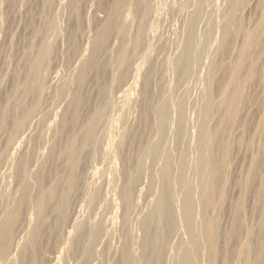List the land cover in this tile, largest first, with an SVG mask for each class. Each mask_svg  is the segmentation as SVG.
Instances as JSON below:
<instances>
[{"label": "bare ground", "instance_id": "obj_1", "mask_svg": "<svg viewBox=\"0 0 264 264\" xmlns=\"http://www.w3.org/2000/svg\"><path fill=\"white\" fill-rule=\"evenodd\" d=\"M58 1L60 2L61 0H58ZM81 1H83V0H68L67 2L64 3L65 4L64 6L67 5V7H68V8L65 7V9L67 8L66 11L67 10L70 11V13H68V14H71V15H69V16H71L69 21H71V20L75 21L74 23H77V24H79V22H80L79 18H80L81 13L79 10V7H80L79 3ZM45 2H44L45 3L44 5H46L47 7H50L52 4H54V2L57 3L56 0H46ZM112 2H113V5H112L111 11H110V13H111L110 19L107 22L104 21L106 23L101 28L99 26L100 29L98 28L99 30L97 29V31L92 34V35H94V36H92V38L90 35V38L92 40H89V41H91L89 43V45H90L89 51L90 52H87V53H90L89 56L84 55L86 57L81 56L82 57L81 59L78 58L80 53L83 54L82 49H81L82 51L80 50V52H79L80 47H78V46L80 45V43H79V45H77V43L79 41L77 40V38L73 37V34L71 35V33H70L71 36L69 37V39L66 37V39H68V42H70L69 44L71 46V49H70V54H69L68 58L66 57V54L65 55L63 54V56H65L67 59L64 58L62 62H64V60H68V61L74 60L75 61V59L77 60V58H78V59H80V63L77 64V65H79V67L77 68V66H76L77 71H76V73H74V70L72 71L73 67L70 64L71 63L70 62L69 64L71 65L72 68L70 67L71 69H67V70H70L72 73L75 74V75L73 74L74 77L70 76V77H72V80L66 79L67 81H70V82H67V81L65 82L62 79V81L64 83L61 81L62 84L59 83L60 85H58V84H57L58 86L55 85L56 86V87L54 86L55 90L53 88L51 90L52 93L55 91L54 95L57 96V99L67 101L66 98L65 99H63V98L65 96H68V94H69V96H68L69 99H68V102L65 103V106H64L65 108L63 107L64 111H60V113L62 112L61 114L59 113L60 117H59V115L58 116L55 115V116L59 117L58 118L59 120L55 121V124H54V126L53 125L51 126V129L48 127V129L51 130V133H52V134H50V133L49 134L53 136V138L50 137V140L52 142L48 139V141H50L51 143L49 145L47 144V147H48V148L46 147L47 149L45 148L47 150V153L44 152L46 154L43 155L42 159H40V158L37 159L40 161H38L36 166L33 165V164H35V163H33V161L36 160V159L34 160L33 158L34 157L36 158V156H35L36 154L35 155L33 154V157H31L32 154L30 156L29 152H31V150H32V153H33V151H34L33 149L34 148L39 149L40 146L45 147L44 146V144H45L44 140H47L46 139L47 136L45 138H43V137H44V135H46V131L44 133L43 129H45V128L42 129V128H40V126L42 127V125H43V127H44V124L47 121L52 120L50 118V116L48 115V113L46 111L44 112L42 110V103H43V96H45L46 92L47 91H48L47 93L51 92L50 90H48V87L50 85L48 86L47 81H49L48 78L51 77L50 72H51L52 56L54 54V49H55V52L57 51L56 49L58 48L57 47L58 45L54 46V44L52 43L53 41L52 40L49 41L48 37H50V34H51V33H49L50 31L52 32V31H54V29H55V32H57V30L59 31L58 25H57V22L59 20L57 18L56 19L58 21L55 19L56 16L53 17V19H55L57 21V22H55V24L53 22V19L51 20L50 18L48 19L46 17L48 20L47 21V30L46 31L41 30V31L36 32L35 36L40 37V42H37L36 40H34L31 43L30 54L33 55V57H31V56L30 57L32 59L29 57L28 58L30 60L28 58H25V57H24V59H22L23 60L22 61L23 62L22 67H23L24 73L27 77V82L25 81L26 83L17 84L15 86V90L17 91L18 97L16 96V98H13V99L8 101L6 109L1 113V116H0V135H4L6 138V140L4 139L5 140L4 145L2 146L0 144V173L3 171V169L7 168V171H8V169L10 168L9 171H11V174L13 173L14 177L16 178L15 179L13 177L14 180H17L16 181L17 186L15 183L16 187H14V189L12 187H10V189H13V190H11V191L8 190L9 192L3 190V192H5V200L4 199L1 200L2 195L0 194V197H1L0 200L2 202H5V205L4 204L2 205L0 203L2 206L5 207V208L2 207V209L4 208V210H2V213H1L2 218H0V220H1L0 221V264H41V257H42L41 252L43 251L42 248H43L45 241H47L48 239L51 240V238L56 236V234H57V236L59 235V237H60L62 230L65 229V226H66V224H68V221H69V215H70L72 203H73L72 199H74V196L76 194H79V190L81 191V183H80L79 179L76 177V172L79 168H82L80 166L82 163V158L84 157L83 155L86 152H89V154H90L89 156L91 159V160L90 159L89 160H90V163H92V161H95V162L98 161L97 159H99L102 155H104L103 152L113 154L115 150L113 148L114 151H112V149L110 147H107L106 149H104V150L102 149V151H100V147L102 145L101 141L104 139L105 141H108L109 144H111V147L117 146V147H115L116 148V155L120 156V158L122 156V152L124 150L122 151L120 149V146H122V144L124 142L121 141L122 144H120V143L116 144V143H114L116 141L113 142V139L111 137L108 138V136H110V135H106L107 134L106 132L108 131L107 127H110V126L113 127V125H110L111 124L110 119H107V120H110V122H107L105 120H106L107 116L109 115L108 114L109 111L112 110L111 108H112L113 102H114L113 98L115 96L114 93H116L117 90H120L121 86L124 85L125 83L132 82V80L135 81V79H132V76H131V72L134 70V68L131 71V69H130L131 68V60H130L131 56L129 57V55L135 56L139 52H137L135 55L131 54L132 52L129 54V48H130V51L132 50L131 48H133V50L135 49L134 50V52H135L136 49H138L140 47L141 41H139V39L135 38L134 35H136L137 34L136 32L142 30V28H144V27H142L141 29L138 27L137 29H140V30L134 31L136 34L133 32L134 33V35H133L132 31L129 29L130 26L128 23H130V22H128V20H126L125 18H127L128 16H131L134 21H137L135 23H137L136 26H138V24H139L138 18L141 17V16L139 17V14L142 11H144V14L146 13L147 9H149V7L151 6L150 5L151 0H113ZM227 2H228V0H227ZM172 3L170 5L171 7H172ZM57 4L58 5H56V6H60V7L63 5L62 3H61L62 5H59L60 3H57ZM173 4L175 5L176 3H173ZM249 4H250L249 0H234V2L231 3V5L227 3V5H230V6H228V12L225 11V10H227L226 8L224 10V12L227 13V15L223 14L224 16L226 15V17H224L225 19L223 18L224 23H223L222 28L220 30V34H218L219 35L218 42H216L217 43V51L216 52L218 53V57H220V56L225 57L226 53L227 52L229 53V49L233 48V43L238 39H241V41H240L241 46L237 51L236 58L234 59L232 64H230V66H228L227 64H224L223 62H220V63L217 62L216 64L212 63L208 66V74H207L208 78L207 79L209 82V90H210V86L213 88L215 86L218 87L220 89L219 90L220 91V97L217 101L213 102V100H212L213 103L208 104L209 100H210V92L208 90L201 112L199 110H197L200 112V114L198 117V119H199L198 125L196 126V129H194V130H196L195 134H194L195 140L193 139V141H194V146H193L194 149L193 150H194V153H195L194 155L196 158V160L194 161L195 167L193 169V174L196 177V182H195V185L193 186L194 188H190L186 191L182 190V192H178L179 189L176 190V188H175V185L180 186L178 188H181V187L184 188L188 184V178H187L188 177L187 172H189V170H188L189 169V163H188V159H187L188 155L186 156L184 153L181 152L182 154L180 153L181 155L179 157L174 158L172 156V154L170 153V151H168L169 149L168 150L164 149V146L162 149V147L156 141H155L156 143H149V142L143 143L145 140L140 142L139 139L142 136L138 139L139 140L138 141L139 142V147H138L139 148V154H138L137 161L133 167L135 170V172H134L135 175L133 177L127 176L126 178H124V180L122 179L123 180V181L121 180L122 186H120V188H119V183L117 184V186L119 188V189L117 188L118 189L117 198H118V200H120L121 205H123V207H124V211L126 212V213L124 212L125 215L129 218L132 215V210L136 204L135 203V198L137 195L136 191H137L138 186H139L141 179L143 177V172L146 169L145 165L143 163V159L149 158L150 161L156 163V165L158 164V161L163 162L161 168L159 167V169H155V170L152 168L153 171L151 170L152 172H150L151 176H150V180L148 182L149 186L146 189L147 192L141 191V193L146 192L148 194L150 193V195L153 194V196H154L153 191H156L157 197L155 196L156 199L155 198H154L155 200L153 199V201H154V202L152 201V204L154 203L153 205H151V203H149L153 207H151L150 210H148V212H145L146 214H144L141 217L140 221L138 220L139 223L136 225V230H138L141 233V239L139 238L138 240L142 241L141 247H140L141 249L138 250V252L140 251V254L138 256H136V258H137L136 260L138 263L142 262L141 264H158L160 262V260L162 259V257L165 255L167 248H169L168 247L169 242H170L169 240L172 239V238H170L171 235L176 230V228L179 227L183 231L182 235L184 236L185 241L182 240V244H179V242H178V245H177L178 247L176 249L177 253L174 254L175 263L173 262V264H217V260H218V256H219L218 255L219 254V246L218 245H219V241L221 239L220 234H219V227H220V225H219L220 219L219 218H220V213L221 212L224 213V211H222V209L224 208L223 206L226 202V194H225V191L223 190V188L225 187L224 185L228 180L227 176H226V169H228V167L226 168V165H227L226 163L230 160V158H228V157L230 156L231 152H233L232 151L233 150V143L232 142H231L232 144L229 142L224 143L223 142V136L228 135V137H229L230 136L229 132H231L233 129H235V126L238 123L239 117L241 116V113L243 111V106L246 105L244 103L247 101V95H248L247 90H248L249 86H251L252 84L255 85L254 82L256 81V79L259 75L263 76V77H261V79L264 78V0L262 3L263 5L261 4L262 5L261 7L263 9V10L261 9L263 11L262 12L263 15L261 14L262 20H261L260 24L255 28L256 30L254 29L255 31H253V32H252V30L249 31L244 27L245 24L243 25V21L241 19V17H242L241 15H243V12L247 10L246 8L248 7ZM81 5H83V4H81ZM87 5H88V3H87ZM170 6H169V8H171ZM47 7L45 9H48ZM50 8H49V10H50ZM169 8L167 9V10H170V11H168V12H170V13H168V18L171 17V16L169 17V14L172 13L171 12L172 8L171 9H169ZM63 9L61 8L60 11ZM172 10H175V8H173ZM127 11L129 14L127 16H125L126 15L125 13ZM85 13H87V12H85ZM211 13H213V12H211ZM56 14H58V13H56ZM59 14H60V12H59ZM142 14H143V12H142ZM173 14H175V13H173ZM151 15L152 14L150 12V16ZM201 15L202 14L199 11H196L191 15L190 23L188 24V27L186 29L187 31L184 34L185 38H184V41L182 42L183 45H182V48L180 50V53L178 54V59H175L176 61H173V64L175 62L176 63L170 67L171 70L168 68L171 71L170 74H172L174 76V80L176 79L174 84L176 83V81H177V84H178V81H181V82L185 81L186 83L187 82L190 83L191 80H192V83H193V80H194V83H197L199 81V80H197V82H195L196 81L195 79L197 78L196 73H195V77H193V74L195 71V70L193 71L194 66H195L193 64V60L197 61V65L202 64L203 57H205V56H203L204 55L203 53L206 54V50H204V47L206 46V43L208 44V42L210 43L212 41V38H213L212 36H213V34L216 33V30L214 28L212 29L213 26L211 28L208 27L209 29H207V30L205 29L206 30V31L204 30L205 32L204 31H202V32L198 31V27H199L198 25L201 22L200 19L203 18V17H201ZM60 17H61V15H60ZM81 17H82V15H81ZM147 17L149 18L148 14H147ZM66 18H69V17H66ZM140 20H143L142 17L139 19V21ZM143 21H144L143 24H145L146 22H149L148 20L146 22H145V20H143ZM203 21H205V20H203ZM208 21H210V20H208ZM214 21H215V19H214ZM90 22L91 21H89V23ZM166 22H167V20H166ZM212 22L213 21L211 19V23ZM60 23L62 24V21H60ZM89 23H88V25H89ZM217 23H218V21H217ZM134 24H132V26ZM60 26L62 27L64 25H59V27ZM66 26H68L67 23H66ZM80 26H82V25H80ZM159 26H163V25L160 24ZM209 26H210V23H209ZM69 27L70 26H68V28ZM79 28H82V27H79V25H78V30H79ZM90 28L91 27H89V29H88L89 32H90ZM146 28H148V27L145 26V29ZM132 29H133V27H132ZM154 29H158V28H154ZM71 30H73V29L71 28ZM213 30H215L214 33H213ZM66 31H68V30H66ZM130 31H131V33H130ZM142 31H141V33H142ZM46 32L49 33L48 37H47L48 34L46 35ZM84 32H86V31H84ZM114 32H116L117 35L119 34L118 37L120 36L122 39H124V41L125 40L128 41V44L126 43L127 45L125 47L123 46V48H122V46H120L122 49L120 48L121 50L119 52L116 51L117 52L116 54L115 53L113 54L112 47H111L112 51L109 50V48H108V45L110 44L109 40L112 39V38H110V36ZM199 32H201L202 34H199ZM57 33H59V32H57ZM57 33L55 35L58 36L59 34H57ZM144 34H145V32H144ZM60 35H62L61 29H60ZM117 35H115V36H117ZM157 35H159V34H157ZM199 35H202L201 38ZM141 36H143V35H141ZM62 37H63V35H62ZM50 39H51V37H50ZM85 39H86V37H85ZM160 39H158V40H160ZM168 39H169V37H168ZM213 39H215V38H213ZM140 40H143L142 37L140 38ZM172 40H173V38H172ZM172 40H171V42H172ZM54 41L56 42V40H54ZM145 41H147V40H145ZM202 41L204 43H200ZM87 43H85V46ZM141 44H142V42H141ZM146 44L147 43L142 44V45L144 46ZM158 44H159V42H158ZM200 44L204 47H202ZM203 44H205V45H203ZM147 45H149V44H147ZM151 46H152V44H151ZM156 46H157V42H156ZM167 47H165V48H167ZM201 47L203 49H201ZM83 48H84V46H83ZM256 48H258L259 51H261V53L259 55L257 53H256L257 55L254 53ZM205 49H207V48L205 47ZM230 51H232V49H230ZM57 56H58V54H57ZM59 56H60L59 58H61L62 55H59ZM76 56H78V57H76ZM72 58H75V59H72ZM135 58H137V56H135L134 58L132 57V59H134V60H135ZM144 59L146 60L145 62L147 64H149V66L143 72L144 78L142 79L143 88H144L143 91H145L144 107L142 106L144 108V109L142 108L143 109V115H142L143 120H142V122H144V127L143 126L142 127L145 128L144 129L145 131L144 130H142V131H144L145 135L144 134H141V135L145 136V138H147V139H150V137L153 134H155L156 131H158V132L160 131L159 132L160 134L162 131L163 136L167 135L166 133L169 131L168 127L170 126L169 117L171 115H173V113L174 114L176 113L177 117H175V120H173L174 119V118H172L173 116L171 117L173 120L171 122L176 127L175 128L176 131H174V134H173V144H174L173 147L174 148L178 147V149H180L181 147L179 148V145L181 146V144H182V146H183L184 145L183 142L186 140V137H188V135H187V128H188L187 122L188 121H187L186 113H187V108H189L188 107L189 102L187 101V99L184 101L176 102L173 100L174 97L172 99V97L170 95H168V96H170L173 101H169L168 99L166 100L167 93H165V99H163L162 101H159L157 103H152L153 102V101H151L152 98L150 99L151 95H149L150 97H148V94H149V92H151V91H149V89H150L149 87H150V84L152 83L151 81H153L152 77L154 76V69L150 66L151 57L148 56ZM59 61H61V60H59ZM68 61H66V62H68ZM62 62H60V63H62ZM259 62H261V64H260L261 69H260V72L258 73L256 70V66L258 65ZM66 64H68V63H65V64L63 63L64 66H66ZM132 64H134V63H132ZM155 65H156V62H155ZM74 67H75V65H74ZM136 68L137 67H135V69ZM160 68H161V66H160ZM160 71H161V69H160ZM221 71H223L222 74L224 73L223 74L224 78L226 76L225 79L223 78V76L221 77ZM63 72L64 71H62L61 73L63 74ZM192 72H193V74H192ZM92 73H94V75H95L94 76V78L96 79L95 82H97V85H98L97 88H99L98 92H100L98 94H100V97L102 96V99L95 98L97 101L95 100L96 104L93 103L95 105V106H92V107H94L93 110H91L89 108L91 111L84 112L83 111V109H84L83 105L86 104V102L89 100L90 96H86L87 94L84 95L86 92L84 93L83 92L84 90L82 91V89H84V87L86 88V84H89L87 82H89L88 80H89V77L91 76ZM109 73L113 74L111 76L112 78L109 76ZM161 73H163V72H161ZM65 74L67 75V72ZM68 74H69V71H68ZM66 75H63V77H65ZM59 76H61V75H59ZM198 78H200V77H198ZM163 80H165V79H163ZM91 83H92V81H91ZM161 84H163V83H161ZM161 84L159 83V85H161ZM52 85H54V84H52ZM71 85H72V87L74 86L75 88L71 89L72 88ZM125 85L127 86V84H125ZM177 86L178 85H176V87ZM132 87H134V86H132ZM179 87L180 86H178V89H179ZM193 87H195V86L193 85ZM191 89H193V88H191ZM174 91H175V89H174ZM186 91L188 93V90H186ZM82 92L84 94H82ZM119 92H121V91H119ZM165 92H166V90H165ZM146 94H147V97H146ZM190 94H191V92H190ZM191 96H192V94H191ZM97 97H98V95H97ZM184 99H185V97H184ZM51 100H54L53 102H55L56 105H57V102L59 103V101H56L54 98H52ZM65 101H63V102H65ZM89 101L92 103L91 100H89ZM139 101H140V99H139ZM63 102L60 101V104H62ZM55 103L52 104V106L55 105ZM87 103H89V102H87ZM57 106H53L52 111H53V109H54V111H59V110L63 109V108L60 109L62 107V105H61L60 108L58 110H56V108H54V107H57ZM85 107H88V106L85 105ZM11 109H13V112L15 111V115H13V118L11 117L12 120L10 122L9 121L7 122L9 117H7L8 115L4 112H7L9 110L7 112L9 114V112H11ZM85 109L87 110V108H85ZM261 109H262V115L260 117L261 120L259 121L260 127L258 126V128L263 130L264 129V99L262 102V108ZM245 110H246V108H245ZM49 111L50 110H48V112ZM139 112H141V111H139ZM219 112L222 114L220 125H218L217 127H211L210 123H212V122H210V121H213L211 119H213V117L216 114H219ZM4 115L7 117V120L5 119L6 117ZM38 115L40 117H39V119L37 118L38 119V121L36 120L37 125L36 124L35 125H36V127L39 125L40 129L37 127L38 128V130H37V128L33 127L32 125H34L33 120L36 117H38ZM50 115L54 116V113L50 112ZM216 116H215V118H216ZM48 117L50 119H48ZM57 117H55V118H57ZM81 118H84V120H85L84 124H83V122L81 123L83 126H81V127L79 126L80 129L76 132H75V130H76L75 128H74L75 130H73V131H71L72 129L69 130V127H73V126L76 127ZM194 118H196V117H194ZM218 121H220V119ZM52 122L54 123V121H52ZM107 123L110 126H108ZM114 123H116V122H114ZM49 124H51V123H49ZM48 126H50V125H48ZM46 128H47V126H46ZM26 129H29L30 131L28 134L25 135ZM41 129H42L43 136H40V137L42 138V140H40V139L36 140V139H38L37 138L38 136H37L36 139L34 140L35 142H31V139H33V135L35 134V132L33 133V131L37 132ZM48 129H47V131H48ZM26 132H28V131H26ZM102 132H103V135H102ZM227 132H228V134H225ZM139 133H141V131ZM162 134L159 136L162 137ZM168 136L169 135H167V137ZM138 137H139V135H138ZM228 137L226 139H228ZM241 137L239 140L237 139L239 144L243 143L244 138H241ZM1 140H3V139H1ZM29 141L32 143L31 144L32 147H33L34 143H36V145H37L38 141H43L44 143L42 142L43 146H42V144L40 146H34L33 149L31 148V150H30V148L27 149ZM164 141L165 140H163V142ZM138 142L136 141L137 144H138ZM163 142H161V143H163ZM166 143H167V141H166ZM112 144H113V146H112ZM38 145H39V143H38ZM123 145H125V144H123ZM107 146H108V144H107ZM165 146H167V145H165ZM191 148H192V144H191ZM122 149H124V148L122 147ZM43 151H44V149H43ZM35 152L36 153L38 152L39 154L41 153V151L39 152V150L37 151V149ZM42 154H43V152H42ZM42 154H40V155L42 156ZM109 154L107 155L109 157L106 158V155H104L105 157L104 156L103 157L106 159H108V158L111 159L110 157L112 154L111 155H109ZM86 155H88V153ZM89 156H88V158H89ZM38 157H39V155H38ZM59 159L60 160L63 159V162L66 163V164L65 163L64 164L67 165V167L63 173H61L60 170H59V173H57V171L54 172V170H53V167H54L53 164L56 163L57 160H58V162H60ZM109 161L107 160V163ZM105 162H106V160H105ZM121 162L122 163H120L119 166L123 164L124 167H126L125 160L122 159ZM258 162H260V161H256V163H254L255 167L253 166V168H254L253 172L252 173L250 172V174L245 179L244 184H248V187H249V184H251V180H252L253 175L256 173L255 172L256 167H259V166H257ZM90 163H88V165ZM84 164H86V162H84ZM92 165H93V163H92ZM92 165H89V166H92ZM105 165H106V163H105ZM82 166H83V164H82ZM115 166H117V164H115ZM147 166H149V165H147ZM153 166L154 165H152V167ZM158 166H159V164H158ZM63 168H65V167H63ZM7 171L5 172V177H6ZM107 172H108V170H107ZM107 172L105 174L103 173L104 177L107 174ZM227 172H228V170H227ZM9 173L10 172H8V174ZM78 173L79 172H77V174ZM84 173H86V171ZM108 173H110V172H108ZM116 174L113 173L112 176L113 175L116 176ZM2 175L0 176V186H1V182H2V179H1ZM129 175H132V174H129ZM189 175H190V173H189ZM10 177L11 176H9V178H7V177L6 178L10 180L11 179ZM47 180L48 181L51 180V181L47 184L46 183ZM7 182L10 183L9 181H6V183ZM112 182H114V181H112ZM114 183H116V180ZM189 183H191V182H189ZM2 185L3 186L1 188H3L5 184L3 183ZM261 185L263 186V187H261V189L264 188V178L262 179ZM9 186L7 185V187H9ZM86 186H85V190L87 188H90V187H86ZM187 186H189V185H187ZM1 188H0V191L2 190ZM98 188L99 187H97L96 189L98 190ZM111 188H114V187L112 186ZM111 188H109V189H111ZM92 189H94V188H92ZM97 190L92 191V192L89 191L90 194L87 193L88 198H86V200H87L86 202H87L88 207L92 210L97 207L99 202H101V193L102 192L100 193V191H99L100 189L98 191ZM112 190L114 192L116 189L115 190L111 189V191ZM184 190H185V188H184ZM261 192L263 194L264 191L262 190ZM143 194H144V196L147 195L145 193H143ZM142 195H141V198L143 199L144 196L142 197ZM75 197H77V196H75ZM115 197H116V195H115ZM76 199H78V198H76ZM137 200L138 199H136V201ZM108 202H109V200H108ZM110 202H113V201H110ZM108 204H110V203H108ZM242 206L243 205L240 202L236 205L238 212L244 211V210H242L243 209ZM212 208L217 215L215 214L212 217H210V216L208 217V212H210L209 210ZM72 210H73V208H72ZM197 212H200V214H198L199 217H197ZM238 212H237V214H238ZM93 213H94V211H93ZM93 213H92V216L94 215ZM99 214H100L101 223H102L104 221L105 215L103 214V212L99 213ZM89 216H90V214H89ZM25 217H26V220H28V224L26 223L28 226H27V228H25L26 227L25 226L24 227L25 229L23 228V230L26 232H25V236H23V238L20 240L18 238L21 235V227L24 225V224L21 225V223H23L22 220H24ZM94 217H96V215ZM97 217H99V215ZM236 218H238V219H236V221H235L236 223L234 225V230L233 229L232 230L235 231L237 234H240L244 230V228L242 225L241 218L240 217H236ZM85 221H87V220H85ZM98 221L100 222V220H97V223H98ZM25 222H27V221H25ZM72 222H73V220H72ZM76 222L78 223L80 221H76ZM76 222L75 223L73 222V223L76 224ZM86 223H88V222H86ZM259 224L260 225L258 226L259 227L258 234L260 237V254H262V253H264V215H263V218L261 220V223H259ZM88 225H89V223L87 224V226ZM91 227H93V225ZM91 227H88V228H91ZM103 227H104V224L95 226L94 227L95 230L92 233L90 232V235H89L90 229L87 231L86 224L84 222H83V224H78V226L76 227L77 232L75 231V235H76L75 237L76 238H75L74 242H73V240H71L73 244L72 245L70 244L71 246L69 248V252L72 253L71 255L78 252L77 248L79 247V243L81 242V244H82V241L84 239H86L88 236H90V238H88L90 245L88 244L89 247L86 245V247H85L86 250L83 252L84 255L82 258H84V260H86V261L92 260L95 262H96V260H94V259H96V258L100 259V256L102 254L99 256L100 252H98V250H97V244H99L98 243L99 240L102 239L101 237L105 234V233L103 234ZM23 230H22V232L24 233ZM232 233H234V232H232ZM107 235H109V234H107ZM71 236H74V235L71 234ZM172 236H174V235H172ZM175 236H176V234H175ZM178 236L180 237V238L178 237V239L181 240V236L180 235H178ZM233 236H235V235L233 234ZM238 237H239V235H238ZM54 238L56 239V237H54ZM68 238H70V236ZM56 240H57V242L59 241L58 239H56ZM61 240H62V238H61ZM128 241L129 240H127V244L130 243ZM85 242L86 241H84L83 243L85 244ZM183 242H184V244H183ZM86 243H88V242H86ZM176 244H177V241H176ZM83 245H81V247ZM57 247H58V245H57ZM80 249H83V248H80ZM123 249H126V247L125 248L123 247ZM66 250H68V249H65V251ZM130 251H132V250H130ZM130 251L128 249V250H125L124 253L121 252L123 255H121L122 261L120 264H131V263L133 264V262H131V261H133L132 259H134V257L132 258V256H135V254L134 255L131 254ZM240 252H241V255L243 257L242 258L243 264H255V263H252L251 262L252 260L250 261V259H249V255H250L249 254L250 253L249 243L243 242L241 245ZM63 254H64V252H63ZM255 255H258V254L255 253ZM63 257H65V256H63ZM261 258H263V257H261ZM173 259H174V257H173ZM259 259H260V257H259ZM43 260H45V259H43ZM98 260H97V262H98ZM119 260H121V258ZM59 261H61V260H59ZM68 261H67V264L69 263ZM99 261H101V259ZM262 261H264V259ZM62 262H65V260ZM88 263H90V262H88ZM91 263H93V262H91ZM256 263H258V262H256ZM46 264H48V263H46ZM99 264H101V262ZM135 264H137V263H135Z\"/></svg>", "mask_w": 264, "mask_h": 264}, {"label": "rangeland", "instance_id": "obj_2", "mask_svg": "<svg viewBox=\"0 0 264 264\" xmlns=\"http://www.w3.org/2000/svg\"><path fill=\"white\" fill-rule=\"evenodd\" d=\"M45 1L46 0H0V16H1L0 17V116H1V113L6 109L8 101L13 99V98H16L17 91L15 90V86L17 84H24V83L27 82V77H26V75L24 73V70H23V67H22V63H23L22 59H24V57L25 58L33 57V55L30 54L31 43L34 40H36L37 42H40V37H36L35 35H36V32H38V31H41V30L42 31H46L47 30V21H48L47 18L48 19L50 18L52 20L53 17L56 16L55 19L57 18L59 21L57 19L56 20L59 23H60V21H62V24L61 23L59 24L55 19H53L54 24H55V22H57L58 29H59V31L57 30V32H59V33L55 32V29L52 32L48 31L49 33H51L50 34L51 39H50V37H48L49 33L46 32V35L48 34L47 37H48L49 41L52 40L53 42L52 41L51 42L54 44V46L58 45L57 46L58 48L56 47L57 48L56 52H55V49H54V54L52 56L51 72H50V76L51 77H49L50 79L48 78L49 81H47L48 86L50 85L49 86L50 88L48 87V90L51 91L52 88L54 89L56 86L62 84L61 83L62 79L65 82L67 81L66 79L72 80V77H70V76L74 77V75H75L74 73H76V71H77L76 69L79 67V65H77V64L80 63V59L82 57L89 56V54H90V53H87V52H90L89 51V48H90L89 43L91 41H89V40H92L91 38H92V36H94L92 34L97 31L99 26L101 28L110 19V17H111L110 16L111 15L110 11H111V7L113 5V2H112L113 0H101V1L100 0H96V1L95 0H87V1L83 0V1H81L79 3V6H80L79 10H80V13H81L80 14V18H79L80 22H79V24H77V23H74L75 21H72V20L69 21V19L71 18V16H69V15H71V14H68V13H70V11H68V10L66 11V9L68 8L67 5L64 6L65 5L64 3L67 2L68 0H61L60 2L58 0H56L57 3H60L59 5H62V4L63 5L61 7L60 6H56L58 4L54 2V4H52L50 6L51 8L47 7L46 5H44L46 3ZM172 2L176 3V4L174 5ZM233 2H234V0L233 1L232 0H228V2H227V0H173V1L172 0H156V1L155 0H151V3H150L151 6L149 5L150 6L149 7L150 10L147 9L145 14H144V11H142L143 14H142V12L139 14V17L141 16L142 19L145 20V22L147 20L149 21V22H146L148 25L146 23H145L146 25L143 24L144 23L143 20L139 21V19L141 17L138 18V23H139L138 26H136L137 23H135L137 21H134L131 16H128L127 18H125L126 20H128V22H130V23H128V22L127 23L129 24V26H130L129 29L132 31L133 35L135 33L134 31L140 30L142 27H144V28H142V30L144 29L143 31L140 30V31L136 32L139 36L135 33L136 35H134V37L139 39V41H141L142 44H145V43L149 44V45H147V44L144 45L145 46L144 47L141 44V42H140V47L138 49H136L135 52H134L135 49L133 50V48H131L132 50L130 51V48H129V54L132 52L131 54L135 55L137 52H139L137 55H135V56H137V58H135L136 61L134 59H132V57L134 58L135 56L129 55V57L131 56V58H130V60H131V68H130L131 71L134 68V70L131 72V76H132V79H135V81L131 79L132 82L125 83V84H127V86L125 84L122 85L123 87L121 86L120 90H117L116 93H114V95L116 97L114 96V98H113L114 102H113V106L111 108L112 110L109 111L108 114L110 116L108 115L106 120H105L107 122H110V120H111V124L110 125H113V127H112V126H110L107 123L108 126H110V127H107L108 131L106 130L107 131L106 135H110V136H108V138L111 137L113 139V142L116 141V142H114L116 144H119V143L122 144L121 141L124 142L123 144H125V145L122 144V146H120V149L122 151L124 150L122 152V156L123 157L121 156V158L125 160L126 167H124L123 164L119 166V164L122 163L121 162L122 159L120 158V156L116 155V148L115 147H117V146H113V144H112L113 147H111V144H109L108 141H105L104 139L101 141L102 145L100 144L101 145L100 151H102V149L103 150L106 149L107 147H110L112 149V151L115 150L113 154L111 153L112 155L109 154V153H104L103 152V154L106 155V158L109 157V156H107L108 154L111 155V157H110L111 159H109V158L106 159V158H104L105 156L102 155L99 159H97L98 161H96V162L92 161V163H93V165H92V163H90L91 159H90V156H89L90 155L89 152H86L83 155L85 158L82 156L83 158H82V163H81V166H80L82 168H79L77 170V172H79L82 176L79 173L77 174V172H76V177L79 179V181L81 183V191L79 190V194L75 195L77 197L74 196V199H72V202H73L72 203V208H73V210L71 208V212L72 213L70 212L68 224H66L65 229L62 230L60 237H59V235L57 236V234L55 233L56 236H54V237H56V239H58L59 241L57 242V240L54 237H52L51 240L48 239L47 240L48 242L45 241V243L43 245V248H42V250H43L42 252L43 253L41 252V255H42L41 264H46V263H48V264H60V263L61 264H67L68 260H69L68 264H86V263L90 264L91 262H93L91 264H99L100 262H101V264L102 263L103 264H115V263L116 264L117 263L120 264L121 261H122V257H121V255H123L122 253H124L125 250H128V249H129V251L132 250V251H130L131 254H133V255L135 254V256H132V258L134 257V259H132L133 261H131V262H133V264H135V263L141 264L142 263V262L138 263L137 260H136L137 259L136 256H138L140 254V251L138 252V250L141 249L140 247H141V242H142L141 240L140 241L138 240L139 238L141 239V233L138 230H136V225L139 223L141 217L144 214H146L145 212H148V210H150V208L153 207V206H151V205L154 204V203L152 204V201H153L154 198L156 199L157 192L153 191V193H154V196H153L152 193H151L152 195H150V193L149 194L146 193L147 192L146 189L149 186L148 182H149L150 176H151L150 172L153 171L152 168L154 170L155 169H159V167L161 168L163 162L162 161H160V162L158 161V164H159V166H158V164L156 165V163L150 161L149 158L143 159V163H144L146 169L143 172V177H142L141 182L139 184L140 187L138 186V189L136 191L137 192L136 193L137 195H136V198H135V203L136 204H135V206H134V208L132 210V215L129 218L125 215L126 212L124 211V207H123V205H121L120 200H118V198H117V191L120 188V186H122L121 183L124 180V178H126L127 176L133 177L135 175V173H134L135 170H134L133 167H134V164L137 161L138 154H139V148H138L139 147V142H138L139 140H140V142L145 140L143 143H146V142L156 143L157 142L162 147V149H163V146H164V149H167V150L169 149L168 151H170V153L172 154V156L174 158L179 157L182 153H184L186 156L188 155L187 159H188V163H189V169H188L189 172H187L188 173V175H187L188 176L187 177L188 178V184L187 185H189V186L186 185L184 187L185 190L182 187H181L182 189L178 188V187H180L178 185H175V188H176V190L179 189L178 192H182V190L186 191V190H188L190 188H194L193 186L195 185V182H196V177L193 174V169L195 167V162L194 161L196 160L195 155H194L195 153H194V150H193L194 149L193 148V146H194L193 139L195 138L194 134H195V131H196L194 129H196V126L198 125V122H199L198 117H199V114H200V112H201V110L203 108V104H204V101H205L206 94H207V92L209 90V82H208V79H207L208 78V76H207V74H208V66L210 64H212V63L216 64L217 62L218 63L223 62L224 64H227L228 66H230V64H232V62L236 58L237 51H238V49L241 46V42H240L241 39H238V40H236L233 43V48H230V49H232V51H230V49H229V53L227 52L225 57L224 56L221 57L220 55H219L220 57H218V53L216 52L217 51V43L216 42H218V39H219V35L218 34H220V30H221L222 25L224 23V19H225L224 17H226V15H227V13H225L224 10L226 8L227 10H225V11L228 12V6H230L231 3H233ZM261 2L263 3V0H260V1L259 0H249V3H250L249 5L250 6L248 5V7L246 8L247 10L245 9L246 11H244L243 15H241L242 16L241 19L243 21V25L245 24L244 27L247 30H249V31H251V30H252V32L255 31L256 30L255 28L260 24V22L262 20L261 14L263 12L262 11L263 9H262L261 6L263 4ZM87 3H88V5H87ZM171 3H172V7L170 6ZM227 3L230 4V5H227ZM81 4H83V5H81ZM45 6L48 9H45L46 8ZM169 6L172 9L175 8V10H172L171 8H169ZM65 7H67V8L65 9ZM49 8H50V10H49ZM61 8L62 9L64 8L65 10L63 9V10L60 11ZM168 8L171 9V12H172L171 14L173 15L172 16L171 14H169V17L171 16L170 18H168V13H170V12H168L170 10H167ZM149 11L152 14L151 16H150V12ZM196 11H199L202 14L201 17H203V18L200 19L201 22L198 25L199 26L198 27V31L202 32L205 29L207 30V29H209V28H211L213 26L212 29L214 28L216 30L217 34L215 33L212 36L215 39H213L211 37L212 41L210 43L208 42V44L206 43L205 47L207 49H205V47L200 44L202 47H204V50H206V54L203 53L204 54L203 56H205V57H203L202 64L197 65V61L193 60V64L195 65L193 71L194 70L195 71H194V74H193V72H192V74H193V77H195V73H196L197 74V76H196L197 78L195 79L196 80L195 82H197V80H199V81L197 83H194V80H193V83H192V80L190 81V83L189 82L186 83L185 81L184 82L178 81V84H177V81H176L175 84L180 86L179 89H178V86L176 87V85L174 84L176 79L174 80V76L172 74H170V72H171L170 71L171 70L170 67L173 66L176 63L175 62L173 64V61H176L175 59H178V54L180 53V50L182 48V45H183L182 42L184 41V38H185L184 34L186 33V31H187L186 29L188 27V24L190 23L191 15L194 12H196ZM59 12H60V14H59ZM85 12H87V13H85ZM211 12H213V13H211ZM56 13H58V14H56ZM173 13H175L176 15L173 14ZM125 14H126L125 16H127L129 14L128 11ZM147 14H148L149 18L147 17ZM223 14H226V15L224 16ZM60 15H61V17H60ZM81 15H82V17H81ZM66 17H69V18H66ZM202 19L205 20L206 22L203 21ZM211 19L213 21L212 23H211ZM214 19H215V21H214ZM166 20H167L168 23L166 22ZM208 20H210V21H208ZM89 21H91V22L89 23ZM104 21H106V22H104ZM217 21H218V23H217ZM66 23H67L68 26H70L69 28H68V26H66ZM88 23H89V25H88ZM131 23L132 24L135 23V24L132 26ZM209 23H210V26H209ZM160 24L163 25V26H159ZM59 25H64V26H62L64 29L61 26L59 27ZM78 25H79V27H82V28H79V30H78ZM80 25H82V26H80ZM145 26H147L148 28L145 29ZM89 27H91L90 28V32L88 30ZM132 27H133V29H132ZM138 27L140 29H137ZM71 28L73 30H71ZM154 28H158V29H154ZM60 29H61V34L63 35V37H62V35H60ZM66 30H68V31H66ZM215 30H213V33L215 32ZM84 31H86V32H84ZM131 31H130V33H131ZM141 31H142V33H141ZM144 32H145V34H144ZM201 32H199V34H202ZM56 33L61 36L60 37L58 35L61 39L57 35H55ZM70 33H71V35L73 34V37L77 38V40L79 41L77 43V45H79V43H80V45L78 46V47H80L79 48V52L82 49L83 50V54L80 53L79 57L76 56V57H78L80 59L77 58V60H76L75 59L76 57L72 58V59H75V61L72 60L73 62L72 61H68V60H64V62H62L63 59L66 58V57L68 58V56L70 54L71 46L69 44L70 42H68V39L71 36ZM157 34H159V35H157ZM90 35H91V38H90ZM115 35H117L116 32L111 34L110 38H112V39H110L111 41L109 40V43H110L109 45L110 46L108 45L109 50H111V47H112L113 51L112 50L111 51L113 52V54L114 53L116 54L117 52H119L123 48V46L125 47L128 44L127 40H125L126 41L125 42L124 39H122L120 36L118 37L119 34L117 36H115ZM141 35H143V36H141ZM199 36L201 38L202 35H199ZM66 37L68 39H66ZM85 37H86V39H85ZM141 37H142L143 40H140ZM168 37H169V39H168ZM172 38H173V40H172ZM53 39L56 40V42ZM158 39H160V40H158ZM145 40H147L148 42L145 41ZM171 40H172V42H171ZM84 42L85 43L88 42L86 44V46H85ZM156 42H157V46H156ZM158 42H159V44H158ZM200 43H204V42L202 41ZM151 44H152V46H151ZM203 45H205V44H203ZM83 46H84L85 49L83 48ZM120 46H122V48ZM165 47H167L168 49L165 48ZM202 47H201V49H203ZM254 53L255 54L257 53L259 55L261 53V51H259V49L256 48ZM57 54H58V56H57ZM63 54L64 55L66 54V57L63 56ZM59 55H62L61 56L62 59L59 58L60 57ZM84 55H86V56H84ZM148 56L151 57L150 66L154 69V76L152 77L153 81H151L152 83L150 84V87H149L150 88L149 91H151V92L148 91L149 92L148 97H150L149 95H151L150 99L152 98V100H151V101H153L152 103H157V102L162 101L163 99H165V93H167L166 100L168 99L169 101H173L174 100L176 102H179V101H184V100L187 99V101L189 102V105L187 104L189 108H187V113H186L187 121H188L187 122V126H188L187 135H188V137H186V140L183 142L184 145L186 144L185 146L184 145L182 146V144H181V146L179 145V148L181 147L180 149H178V147H176V148L173 147L174 146V144H173V134H174V131H176V129H175L176 127L172 124L171 121L175 120V117H177L176 113L175 114L173 113V115H171L169 117L170 126L168 127L169 131L167 130L168 132L166 133L167 135H169L168 137H167V135L163 136L162 131H161L162 137L159 136V135H161L159 133L160 131L159 132L156 131V133L154 132L155 134H153L150 137V139H147V138H145V136L141 135V134L145 135V133H144V131H145L144 129L145 128H143L144 127V122H142V120H143V116L142 115H143V109H144L143 107H144V100H145V91H143L144 88H143L142 79L144 78L143 77L144 76L143 72L149 66V64H147L145 62L146 60L144 59V58H146ZM59 60H61V61H59ZM66 61H68V62H66ZM60 62H62V63H60ZM155 62H156V65H155ZM63 63L64 64L65 63H68V64L70 63L72 65V67H73L72 71L74 70V73H72L70 70H67V69H71L72 68L70 64L69 65L66 64V66H64ZM132 63H134V64H132ZM260 64H261V62H259L258 65L256 66V70H257L258 73L260 72V69H261V65ZM74 65H75V67H74ZM76 66H77V68H76ZM160 66H161V68H160ZM135 67H137V68L135 69ZM160 69H161V71H160ZM61 70L64 71L63 74L61 73L62 72ZM68 71H69L70 75L68 74ZM66 72H67V75L65 74ZM161 72H163V73H161ZM222 72L223 71H221V77L223 76V78H224V75H223L224 73L222 74ZM111 73H109L110 77L113 75ZM59 75H61L62 77L59 76ZM63 75H66L67 77L66 76L63 77ZM94 76H95L94 73H92L91 76H90L91 78L89 77V80H88L89 82H87L89 84H86V88L84 87V89H82V91L84 90L83 91L84 93L86 92L85 94L82 92V94H84V95L87 94L86 96H90L89 100L92 101V103H91L88 100L87 102H89L90 104L86 102V104L83 105L84 106L83 107L84 108L83 109L84 112L93 110L94 107H92V106H95L94 104H96V101H97L95 98L102 99V96L100 97V94H98L100 92H98L99 88H97L98 85H97V82H95L96 79L94 78ZM198 77H200V78H198ZM261 77H263V76L259 75L257 77L256 81L254 82L255 85L252 84L251 86H249V88L247 90V94H248L247 95V101L244 103L246 105L243 106V111L241 113V116L239 117V121L236 124L235 129H233L234 131L232 130L233 132L232 131L229 132V135H230L229 137H228V135L227 136L224 135L225 137L223 136V142L224 143H226V142H229V143L232 142L233 143V150H232L233 152H231L230 156L228 157V158H230V160L226 163L227 164L226 168L228 167V169H226V176H227L228 180H227V182L224 185L225 187L223 188V190L225 191V194H226V202H225V204L223 206L224 208L222 209V211H224V213L221 212L220 213V218H219L220 219L219 234H220V238L221 239H220L219 245H218L219 246V254H218L219 256H218L217 264H243V262H242L243 261V259H242L243 257H242L241 252H240L241 245H242L243 242L249 243V247H250L249 259H250V261L252 260L251 262L255 263V264H260V263L263 264L264 263V261H262L264 259V253H262L263 255L260 254V237H259V234H258V231H259V227L258 226L260 225L259 223H261V220H262L263 215H264V192H263V194L261 192L262 190L264 191V188L261 189V187H263L261 185V182H262V179L264 178V129L261 130V129L258 128V126L260 127L259 121L261 120V118H260L261 115H262V109L261 108H262V102H263V99H264V80H263L264 78L261 79ZM225 78H226V76H225ZM163 79H165V80H163ZM91 81H92V83H91ZM67 82H70V81H67ZM159 83L160 84L163 83V84L159 85ZM52 84H54V85H52ZM193 85L195 87H193ZM132 86H134V87H132ZM71 87H72V85H71ZM73 88H75V87L73 86L71 89H73ZM191 88H193V89H191ZM212 88L213 87L210 86V90H209V92H210V100H209L208 104H211V103L217 101L219 99V97H220V91H219L220 89L218 87H216V86L213 89ZM174 89H175V91H174ZM165 90H166V92H165ZM186 90H188V93H187ZM119 91H121V92H119ZM47 92H46L45 96H43L42 110L44 112L46 111L52 120H49V121L46 122L50 126H48L46 123L44 124V127H43V125H42V127L40 126V128H42V129L45 128L46 129V130L43 129L44 133L46 131V135H44L43 138H45L47 136L46 137L47 140H44L45 141V144H44L45 147H41L40 146L41 144L43 146V143H44L43 141H38L37 145H36V143L33 144V147L34 146H40L39 149L38 148H36V149H37V151L39 150V152L41 151L40 154H42V152H43L42 156L38 152L36 153L35 152L36 149L35 148L33 149L32 145H31L32 144L31 142H35L34 140L36 139L37 136H38L37 137L38 139H36V140H39V139L42 140V138L40 137V136H43L42 129L39 130L40 132L37 131L38 133L36 131H33V133L35 132V134L33 135V139H31V142L29 141L28 146H27L28 147L27 149L30 148V150H31V148H32L34 150L33 153H32V150H31V152H29L30 156L32 154L31 157H33V154L34 155L36 154L35 155L36 158L35 157L33 158L34 160L36 159L35 161H33V163H35V164H33L34 166H36L38 161H40V160H37V159H39V158L42 159L43 155H45L47 153V150H46L48 148L47 144L49 145L52 142L50 140V137L53 138V136L50 135L52 133H51V130L48 129V127L51 129V126L52 125L54 126L55 121L59 120L58 118L60 117V114L62 113V112L60 113V111H64L65 103H67L68 99H69V97H68L69 94H68V96H65L63 98V99L66 98L67 101H65V100L57 99V96L54 95L55 91L53 93H52V91L50 93H47ZM190 92H191L192 96H191ZM97 95H98L99 98L97 97ZM168 95H170L172 97V99L174 97V99L172 100L171 97L168 96ZM146 97H147V94H146ZM184 97H185V99H184ZM52 98H54L56 101H59V103L57 102L58 106L56 105L55 102H53L54 100H51ZM139 99H140V101H139ZM212 100H213V102H212ZM60 101H62V102L65 101V102L60 104ZM54 103H55V105H53V106H57V107H54V108H56V110H58L61 105H62V107L60 109H62L63 107L64 108L62 110H59V111H54V109L52 111V108H53L52 104H54ZM85 105L88 106V107H85ZM244 107L246 108V110H245ZM85 108H87V110ZM48 110H50V111L48 112ZM197 110H199L200 112L197 111ZM139 111H141V112H139ZM7 112H4V113H6L8 115L7 116L5 114L7 117H9L8 120H7V117L5 115L4 116L6 117L5 119L7 120V122L8 121L10 122L12 120L11 117L13 118V115H15V111L13 112V109H11V112H9V114ZM50 112L54 113V116L55 115H57V116L59 115V117L55 116V117H57V118H55L53 115H50ZM216 115H215L216 118L214 116L213 119H211L213 121H210V122L213 123V124L210 123L211 127H217L221 123V115L222 114L219 112V114H216ZM39 117L40 116L38 115V117H36L33 120V124H34V125H32L33 127H36V125H37L36 123H37ZM171 117L174 118V119L172 120ZM194 117H196V118H194ZM50 118L48 117V119H50ZM107 119H110V120H107ZM219 119H220V121H218ZM52 121H54V123ZM84 121H85L84 118H81L79 120V122H78V125L76 124L77 125L76 127L75 126L69 127V130L72 129L71 131H73V130L76 129L75 132L78 131L80 129V127L83 126L81 123L83 122V124H84ZM112 122L113 123L116 122V123L113 124ZM49 123H51V124H49ZM46 126H47V128H46ZM37 127L39 128V125ZM38 128H37V130H38ZM47 129H48V131H47ZM142 130H144V131H142ZM26 131H28V132H26ZM26 131H25V135L28 134L30 130L26 129ZM140 131H141V133H139ZM103 132H102V135H103ZM225 134H228V132L225 133ZM138 135H139V137H138ZM0 136H1L0 138L3 139V140L0 139V144L3 146L4 143H5L6 138H5L4 135H0ZM227 137H228V139H226ZM240 137L244 138L243 139V143H241V144H239V142H238ZM48 139L51 142L48 141ZM163 140H165V141L163 142ZM136 141L138 142V144L136 143ZM160 141L163 142V143H161ZM166 141H167V143H166ZM38 143H39V145H38ZM107 144H108V146H107ZM191 144H192V148H191ZM165 145H167V146H165ZM122 147L124 149H122ZM113 148H114V150H113ZM43 149H44V151H43ZM44 152H46V153H44ZM87 153H88V155H86ZM38 155H39V157H38ZM88 156H89V158H88ZM101 158L102 159L104 158V159L102 160ZM105 160H106V162H105ZM107 160L108 161L110 160L108 162L109 164L107 163ZM255 160L256 161H260V162H258V165H257L259 167H256V171H255L256 173L254 172L255 174L253 175L252 180H251V184H249V187H248V184H244L245 183V179L250 174V172L251 173L253 172V169H254L253 166L255 167L254 163H256ZM59 161L60 162H58V160H57L56 163L53 164V166H54L53 170H54V172L57 171V173H59V170H60V172L63 173L65 171L67 165H65L66 163L63 162V159H61V160L59 159ZM84 162H86V164H84ZM88 163H90L89 165H92V166H89ZM105 163H106V165H105ZM82 164H83V166H82ZM115 164H117V166H115ZM147 165H149V166H147ZM152 165H154V166L152 167ZM62 166L65 167V168H63ZM5 170L7 171V168L3 169V171L1 172L3 175L0 173V176L2 175V177H1L2 182H1L0 188L3 186L2 185L3 183L5 184L4 187L1 188L2 192L0 191V194L2 195L1 196L2 198L0 197L1 200H3V199L5 200V192H3V190L9 192V191L13 190L14 187L17 186V182H16L17 180H14L15 177H14L13 173L11 174V171H9L10 168L8 169L7 174H6L7 178H9V176H11L10 180L5 177V172H6ZM107 170L110 173H108ZM227 170H228V172H227ZM85 171H86V173H84ZM8 172H10L9 173L10 175L8 174ZM106 172H107V174H106L107 176L105 175V177H104L103 173L105 174ZM113 173L114 174L117 173L116 176L117 175L118 176L117 177L115 175L112 176ZM189 173H190V175H189ZM129 174H132V175H129ZM115 180H116V183H114ZM6 181H9L10 183H8V182L6 183ZM50 181L51 180H49V181L47 180L46 183L48 184ZM112 181H114V182H112ZM189 182H191V183H189ZM15 183H16V186H15ZM118 183H119V188L117 186ZM6 184L8 186L9 185L10 186L7 187ZM85 186L86 187H90V188H87L88 190L87 189L85 190ZM110 186L111 187L113 186L114 188H111ZM10 187H12L13 189H10ZM97 187H99L98 190L100 189L99 190L100 193L102 192L101 193V202H99L100 205L98 204L97 207L92 210V209H90L88 207L87 202H86L87 201L86 198H88V194L87 193L90 194V192L97 190L96 189ZM92 188H94V189H92ZM109 188L114 189V190L116 189V190L113 192V190L111 191V189H109ZM141 191H146V192H143V193H145L147 195L144 196V194L141 193ZM140 194L141 195L143 194L142 197L144 196L145 198L143 197V199H142ZM115 195H116V197H115ZM76 198H78V199H76ZM136 199H138V200L136 201ZM1 200H0V203L2 205L3 204L5 205V202H2ZM108 200H109V202H108ZM110 201H113V202H110ZM239 202L242 203V205H243L242 206V208H243L242 210H244L243 212L242 211L238 212V209H237L236 205ZM108 203H110V204H108ZM149 203H151V205ZM1 204H0V218H2L1 213H2V210H4V208H5ZM2 207H4V208L2 209ZM93 211H94V213H93ZM209 211L210 212H208V217L209 216L212 217V216H214L216 214L214 212L213 208L210 209ZM102 212H103V214L105 216H104V221L101 223V217H100L99 213H102ZM237 212H238V214H237ZM92 213L94 214L93 216H92ZM89 214H90V216H89ZM198 214H200V212H197V217H199ZM95 215H96V217H94ZM98 215H99V217H97ZM236 217H240L241 218L242 225H243V228H244V230L240 234H237L235 231H233L234 230V225L236 223L235 221H236V219H238ZM74 219L76 221H80V222L77 223ZM84 219L87 220V221H85ZM24 220L27 221V222H25ZM24 220H22L23 223H21V225L22 224H24V225L21 227V235H20L21 237L19 236V238H18L20 240L23 238V236H25V232L26 231H24L23 228L25 226H26L25 228H27V226H28L27 225L28 224V220H26V217H25ZM72 220H73L74 223L76 222V224H74L72 222ZM97 220H100V222L98 221V223H97ZM83 222L86 224L87 231L90 229L89 230V235H90V232L92 233L95 230V228H94L95 226L104 224L103 234L104 233L105 234L101 237L102 239L99 240V242H98L99 244H97V250H98V252H100V254L98 253L99 256L102 254L100 256L101 261H99L100 260L99 258H98L99 260L97 258L94 259V260H96V262L92 261V260L86 261V260H84V258H82L83 255H84L83 252L86 250V248H85L86 245L88 247L90 245L89 244L90 242H89V239H88V238H90V236H88L86 239H84L82 241V244H81V242L79 243V247L77 248L78 252L74 253L73 255H71L72 253L69 252V248L73 244L71 240H73V242H74V240L76 238L75 237L76 236L75 235V231L77 232V228L76 227L78 226V224H83ZM86 222L89 223L88 226H87L88 223H86ZM91 224L93 225V227H91L92 226ZM88 227H91V228H88ZM22 230L24 231V233L22 232ZM232 232H234V233H232ZM71 234L74 235V236H71ZM107 234H109V235H107ZM175 234H176V236H175ZM182 234H183V231L181 230V228H179V227L176 228V230L172 234L174 236L171 235V237H170L172 239L169 240L170 241L169 242V246H168L169 248H167L165 255L162 257V259L160 260V262L158 264H169V263L173 264V262L175 263L174 254L177 253L176 249L178 247L177 246L178 242H179V244H182V240L185 241L184 236ZM233 234L235 236H233ZM178 235L181 236V240L178 239V237H179ZM238 235H239V237H238ZM69 236H70V238H68ZM61 238H62V240H61ZM127 240H129L128 242H130L131 244L130 243L127 244ZM84 241H86L88 243L85 242V244H84L83 243ZM176 241H177V244H176ZM56 244L58 245V247H57ZM183 244H184V242H183ZM81 245H83V246L81 247ZM123 247L124 248L126 247V249H123ZM80 248H83V249H80ZM65 249H68V250L65 251ZM253 251L256 254H258V255H255V253ZM63 252H64V254H63ZM63 256H65V257H63ZM173 257H174V259H173ZM259 257H260V259H259ZM261 257H263V258H261ZM120 258H121V260H119ZM43 259H45V260H43ZM59 260H61V261H59ZM64 260H65L66 263L62 262ZM97 260H98V262H97ZM88 262H90V263H88ZM256 262H258V263H256Z\"/></svg>", "mask_w": 264, "mask_h": 264}]
</instances>
